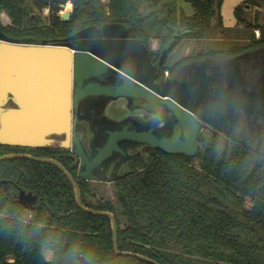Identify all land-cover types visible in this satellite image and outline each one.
<instances>
[{"label":"trees","instance_id":"16d2710c","mask_svg":"<svg viewBox=\"0 0 264 264\" xmlns=\"http://www.w3.org/2000/svg\"><path fill=\"white\" fill-rule=\"evenodd\" d=\"M67 1L0 0V13L10 17L6 24L0 17V32L53 43L89 25L122 22L145 42L160 36L165 45L178 29L182 39H200L214 18L223 25V0H186L195 8L189 16L179 12L176 0L164 2L161 16L155 9L145 13L142 0H72L71 17L64 20L59 10ZM235 12L244 22L242 5ZM262 45L264 38L213 53L228 56ZM202 143L195 155L148 148V156L133 160L112 182L115 200L90 198V180L78 176L67 148L0 143V156L28 153L61 161L78 181L86 206L114 213L122 251L161 264H264V154L211 133ZM0 181V264H87L77 252L89 264H155L115 251L111 219L79 207L71 180L56 164L6 158L0 160ZM20 187L38 195L39 209L20 202Z\"/></svg>","mask_w":264,"mask_h":264},{"label":"water","instance_id":"95a60500","mask_svg":"<svg viewBox=\"0 0 264 264\" xmlns=\"http://www.w3.org/2000/svg\"><path fill=\"white\" fill-rule=\"evenodd\" d=\"M65 5L62 3V6ZM71 14L72 11L67 8L61 18L69 20ZM183 34L184 31L178 29L174 39L164 47L160 60L154 63L149 44L138 37L133 28L122 22H106L100 27L89 25L67 39L53 43L47 40L32 41L30 38L20 40L0 32V143L71 149L75 165H79V177L114 181L121 176L115 175L117 168L132 158L129 155L130 149L136 146L150 145L171 154L195 155L201 147L198 135L208 127L210 121L203 111H206V114L217 111V107L214 108L213 105H220L232 112L237 103L246 104L250 111L264 114L262 96L246 89L239 72L234 74L233 84L228 89L214 93L203 87L205 79L200 80L199 90L197 86H188L187 89L183 86L176 87L173 79L159 80L161 67L169 51ZM73 38L77 40H69ZM11 61L16 68L17 83H23L27 88L36 82L45 84L43 92H48L49 84L53 83L55 66L61 70V120L57 122L47 119L41 122V130L45 136L37 140L27 141L1 136L7 110H17L32 118L43 114L47 117L53 115V104L48 98L35 94L33 99H15L7 79L6 68ZM33 62H36V67ZM36 68L42 73L35 75L33 70ZM89 98L124 99L131 111L141 109L151 116H159L166 124L162 127L160 120L155 124H145L141 121L142 116H135L133 112L115 126L96 121L95 129L99 138L98 141L90 143L92 152L89 153L84 142L85 135L77 129V111L82 109L84 101ZM200 117L205 121L200 120ZM16 157L51 162L59 166L75 188L79 207L111 219L113 245L117 253L136 255L161 264L149 256L119 249L118 224L114 213L86 206L78 181L61 161L54 157L28 153H8L1 155L0 160ZM113 159L117 161L112 176L103 177L97 173ZM18 199L31 209H39L41 206V200L36 193L21 187ZM77 255L89 264L81 252H77Z\"/></svg>","mask_w":264,"mask_h":264},{"label":"flooded vegetation","instance_id":"af4514ba","mask_svg":"<svg viewBox=\"0 0 264 264\" xmlns=\"http://www.w3.org/2000/svg\"><path fill=\"white\" fill-rule=\"evenodd\" d=\"M49 10V9H48ZM174 39V36L170 38L167 44ZM178 39V43L180 40ZM74 42L77 38L69 39ZM252 41V40H251ZM250 41V42H251ZM150 48V54L152 61L157 63L160 60L161 54L164 47L162 40L160 39L157 47L152 43V38L147 42ZM177 43V44H178ZM177 44L169 51L164 64L160 70L159 80H175L176 87L197 86L201 89L200 80H204V88L211 92H221L222 89H228L230 85L233 84L234 74L238 73L241 75L245 87L248 91L254 92L262 96V101L264 102V45L258 47L257 49H246L244 51L238 52L236 54H230L228 56L222 54H215L213 51L218 49H212L209 51H198L195 55L184 54L175 62L170 65L167 63L168 57L171 51L175 49ZM158 52V53H156ZM211 52V53H210ZM260 54L262 59L257 63L251 62V57ZM250 62V67L248 66ZM170 65L176 66L175 70L163 69L164 66ZM252 70V71H251ZM168 71V72H167ZM252 72V73H251ZM170 89H173L170 87ZM235 101V100H234ZM117 102L121 103V106L126 109L127 113L119 117H101V112H103L106 107L113 105ZM236 102V101H235ZM119 107V106H118ZM214 108L217 107V111L207 113L203 111V114L210 120L208 122V127L200 131L198 135V140L202 145V137L205 133H211L214 135H219L223 138L241 141L246 144H250L254 149L264 154V114H257L254 111H250L248 105L237 103L235 105V110L232 112L223 109L220 105H213ZM206 110V109H205ZM131 112L135 116L139 114L142 116L141 121L145 124H155L158 120L162 121V127L165 126L164 119H159V116L149 115L141 109L131 111L128 107V103L124 99H109V100H99L95 98H89L84 101L82 109H78V123L77 129L85 135V144L89 153L92 152L90 143L93 141H98V134L95 129L96 121L102 124L118 125L121 120L126 119L130 116ZM205 121L201 117L199 118ZM155 148L150 145L136 146L130 149V156L132 158L126 162L122 163L116 170V174H124L131 169V163L138 157L148 156V148ZM70 150L73 157V165L76 166L77 174L79 171V165H75L74 153ZM119 159V158H118ZM117 159L110 160L106 165H104L100 170L97 171L103 177L112 176L114 173V167ZM93 181H102L112 183L113 181H108L106 179H87ZM41 200V199H40ZM38 203V202H37Z\"/></svg>","mask_w":264,"mask_h":264},{"label":"rangeland","instance_id":"374dc122","mask_svg":"<svg viewBox=\"0 0 264 264\" xmlns=\"http://www.w3.org/2000/svg\"><path fill=\"white\" fill-rule=\"evenodd\" d=\"M142 10L148 13L150 10H157L159 16L162 15L163 4L169 0H142ZM223 0L221 7V15L223 19V25L219 26L217 18L213 19V26L205 38L193 39V38H183L177 44L175 49L170 52L167 63L172 65L175 60L180 58L184 54L195 55L198 51H209L212 49L224 50L233 47L239 48L240 46L248 45L250 41L254 39L264 38V0ZM107 2V0H104ZM178 9L180 13L185 15H192L195 12L193 5L186 0H176ZM65 6L59 10V14L62 15L65 9H70L73 11L74 3L72 0H68ZM242 5L244 11V22H239L236 15V8ZM49 8H44L43 14H49ZM2 21L6 24L10 21L6 11L0 13ZM184 29V27H182ZM251 41V42H252ZM160 42L159 37H152V43L157 47ZM262 56L258 53L252 56L251 62H259ZM250 62L248 66L250 67ZM252 71V70H251ZM252 73V72H251ZM119 106V107H118ZM127 111L121 106L120 102H117L101 112V117H119L126 114ZM92 187V193L90 198L93 200L97 199H111L115 200V193L113 183L102 182V181H90ZM252 200L250 197L247 198V204L252 205ZM119 207V206H118ZM32 212L29 213L31 217ZM46 252V250H45Z\"/></svg>","mask_w":264,"mask_h":264},{"label":"crops","instance_id":"0c3cea01","mask_svg":"<svg viewBox=\"0 0 264 264\" xmlns=\"http://www.w3.org/2000/svg\"><path fill=\"white\" fill-rule=\"evenodd\" d=\"M33 66L36 67V62H33ZM6 69L7 79L12 86L15 99H33L35 94H38L39 97H43L45 99L48 98L49 102L53 104V115L47 117L45 114H43L32 118L30 116H25L24 113L18 112L17 110H7L6 118L1 130V136L11 139H25L27 141L37 140L44 137V132L41 130V122H45L47 119H53L57 122L61 120V105L63 97L60 68H56L55 66L53 70V83L49 84L48 86V94L42 90L45 89V84L36 82L34 85H30L27 88V86H25L23 83H17L16 68L13 61H11V64L7 65ZM33 71L35 75L42 73L41 71L37 70V68ZM49 73L51 76V70ZM45 255L47 258H51V250H46Z\"/></svg>","mask_w":264,"mask_h":264},{"label":"bare ground","instance_id":"6f19581e","mask_svg":"<svg viewBox=\"0 0 264 264\" xmlns=\"http://www.w3.org/2000/svg\"><path fill=\"white\" fill-rule=\"evenodd\" d=\"M46 94H48L47 92H46ZM62 115V114H61Z\"/></svg>","mask_w":264,"mask_h":264},{"label":"built area","instance_id":"2783aa9c","mask_svg":"<svg viewBox=\"0 0 264 264\" xmlns=\"http://www.w3.org/2000/svg\"><path fill=\"white\" fill-rule=\"evenodd\" d=\"M9 17V16H8ZM10 18V17H9ZM168 72V71H167Z\"/></svg>","mask_w":264,"mask_h":264}]
</instances>
